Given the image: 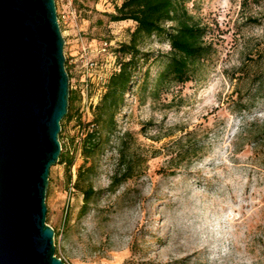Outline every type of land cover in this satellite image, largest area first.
I'll use <instances>...</instances> for the list:
<instances>
[{"label":"rangeland","instance_id":"1","mask_svg":"<svg viewBox=\"0 0 264 264\" xmlns=\"http://www.w3.org/2000/svg\"><path fill=\"white\" fill-rule=\"evenodd\" d=\"M55 2L74 109L88 124L119 69L116 49L137 25L109 20L122 0ZM187 7L207 29L213 54L190 81L158 88L168 39L139 41L140 68L116 130L101 131L96 194L85 212L66 166L51 168L47 218L66 264H264V0H191ZM85 61L96 66L87 70ZM81 125L64 122L60 133L75 157L72 174L84 163ZM127 161L131 176L112 186Z\"/></svg>","mask_w":264,"mask_h":264},{"label":"water","instance_id":"2","mask_svg":"<svg viewBox=\"0 0 264 264\" xmlns=\"http://www.w3.org/2000/svg\"><path fill=\"white\" fill-rule=\"evenodd\" d=\"M55 0H0V264H66L47 223L70 77Z\"/></svg>","mask_w":264,"mask_h":264},{"label":"trees","instance_id":"3","mask_svg":"<svg viewBox=\"0 0 264 264\" xmlns=\"http://www.w3.org/2000/svg\"><path fill=\"white\" fill-rule=\"evenodd\" d=\"M191 0H122L120 5H115L114 13H107L111 22L134 21L136 28L132 33L129 43H122L116 52L119 54V69L115 70L109 77L105 92L100 101L93 109V119L81 125L82 115L74 109L77 102V95L70 89L69 110L63 119L64 122H71L75 118L79 121L80 127L84 128L85 137L81 146V156L84 163L72 174V167L75 164V157L66 152L62 146L59 164L66 166L68 183L73 190L82 192V211L88 209L96 191L93 189L91 176L95 170V157L103 149L101 131L110 134L116 130V115L125 102V95L131 91L133 80L140 68V57L142 56L138 47L139 41L145 35H166L171 47V53L163 71L158 75L156 87H164L171 83H186L192 79L201 63L207 61L213 54V47L206 41L207 29L202 26L190 14L187 3ZM166 23L173 24L170 30L165 29ZM66 69L70 80L72 78L68 61ZM240 109L247 110L248 107L241 105ZM62 137H60L61 140ZM90 162V164L88 163ZM125 167L121 179L115 178L112 186H117L124 178L130 177L133 171L131 161L123 163ZM47 223L49 224L48 218ZM55 235L57 233L55 231ZM56 256L60 257L58 251ZM61 258V257H60ZM62 259V258H61ZM63 260V259H62ZM64 261V260H63Z\"/></svg>","mask_w":264,"mask_h":264},{"label":"built area","instance_id":"4","mask_svg":"<svg viewBox=\"0 0 264 264\" xmlns=\"http://www.w3.org/2000/svg\"><path fill=\"white\" fill-rule=\"evenodd\" d=\"M59 23H60V20H59ZM61 26V25H60ZM62 29V28H61ZM62 33H63V31H62ZM64 36V35H63ZM109 45L107 44V43H105L104 44V47L102 48V51L103 52H106L107 51V47H108ZM87 49H86V47L83 49V56L84 57H86L87 56ZM84 66H86V69L87 70H89V69H93L94 68V66H96V63H94V62H89V61H85V63H84ZM116 70H118V69H116ZM84 137H85V132H84V130H83V133H82V135H81V138H79L78 140H79V148H80V150H81V146H82V143H83V139H84ZM74 177H75V173H74ZM71 190H73V188H72V186H71Z\"/></svg>","mask_w":264,"mask_h":264}]
</instances>
